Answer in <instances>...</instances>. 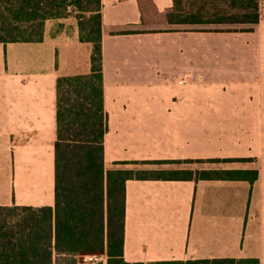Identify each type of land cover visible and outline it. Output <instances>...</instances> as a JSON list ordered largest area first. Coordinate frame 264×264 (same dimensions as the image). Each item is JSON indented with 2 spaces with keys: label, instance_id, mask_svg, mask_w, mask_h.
I'll return each mask as SVG.
<instances>
[{
  "label": "crops",
  "instance_id": "obj_1",
  "mask_svg": "<svg viewBox=\"0 0 264 264\" xmlns=\"http://www.w3.org/2000/svg\"><path fill=\"white\" fill-rule=\"evenodd\" d=\"M101 6L103 165L148 175L125 182L124 262L264 264V26L183 29L167 23L172 0ZM91 54L73 11L40 41L0 43V207L54 208L56 82L89 75ZM215 159L257 179L179 178Z\"/></svg>",
  "mask_w": 264,
  "mask_h": 264
},
{
  "label": "trees",
  "instance_id": "obj_2",
  "mask_svg": "<svg viewBox=\"0 0 264 264\" xmlns=\"http://www.w3.org/2000/svg\"><path fill=\"white\" fill-rule=\"evenodd\" d=\"M167 23L203 32H252L260 22L259 0H172ZM101 0H0V43L40 41L46 20L72 9L79 38L92 44L91 72L56 82L54 208L0 207V264H76L75 258L104 254L107 264L123 260L125 169L106 171L103 139ZM119 31L115 34H130ZM203 161H196L201 163ZM228 163L230 160H207ZM256 171H203L183 180H234L252 184ZM14 218L13 221H9ZM55 257V260H54ZM59 261V262H58ZM156 264H258L257 260L214 259Z\"/></svg>",
  "mask_w": 264,
  "mask_h": 264
},
{
  "label": "rangeland",
  "instance_id": "obj_3",
  "mask_svg": "<svg viewBox=\"0 0 264 264\" xmlns=\"http://www.w3.org/2000/svg\"><path fill=\"white\" fill-rule=\"evenodd\" d=\"M259 9H260V18H261L260 19L261 22L259 23L263 27L264 26V0H259ZM69 11L71 12L72 9H69L68 12ZM261 25L258 24L256 27H254L253 31L258 30ZM226 168H227V165L225 163H209V162L203 161L201 163H196V162L191 163L190 165H188V168L186 171L191 172L194 178H198L200 177V173H203V171H225ZM131 171L134 176H140V177L148 176L146 175L147 173L145 174L136 169L131 170ZM13 220L14 218L12 219L10 218L9 221L11 222Z\"/></svg>",
  "mask_w": 264,
  "mask_h": 264
},
{
  "label": "built area",
  "instance_id": "obj_4",
  "mask_svg": "<svg viewBox=\"0 0 264 264\" xmlns=\"http://www.w3.org/2000/svg\"><path fill=\"white\" fill-rule=\"evenodd\" d=\"M85 263L94 264L100 260L99 255H84L83 257Z\"/></svg>",
  "mask_w": 264,
  "mask_h": 264
}]
</instances>
